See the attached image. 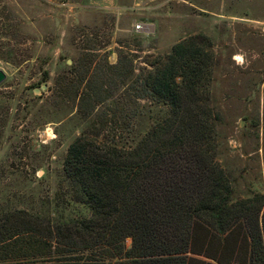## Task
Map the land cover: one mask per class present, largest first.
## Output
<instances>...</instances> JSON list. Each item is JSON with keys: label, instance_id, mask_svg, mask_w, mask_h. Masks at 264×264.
Segmentation results:
<instances>
[{"label": "rangeland", "instance_id": "1", "mask_svg": "<svg viewBox=\"0 0 264 264\" xmlns=\"http://www.w3.org/2000/svg\"><path fill=\"white\" fill-rule=\"evenodd\" d=\"M194 36L206 37L199 46L212 57L208 89L218 119L216 158L233 199L264 196V0H0V71L6 76L0 83V215L52 200L74 138L84 130H113V114L129 121L134 103L123 94L133 81L129 71L138 74L146 62ZM118 56L127 65L121 78L106 68ZM83 100L88 119L78 115ZM138 104L145 113V103ZM147 116L140 118L142 131L150 125ZM222 246L213 240L209 254L248 264L245 247L232 240ZM7 255L0 247V264H7ZM188 258L189 264H215ZM75 259L109 262L99 250Z\"/></svg>", "mask_w": 264, "mask_h": 264}, {"label": "trees", "instance_id": "2", "mask_svg": "<svg viewBox=\"0 0 264 264\" xmlns=\"http://www.w3.org/2000/svg\"><path fill=\"white\" fill-rule=\"evenodd\" d=\"M204 41L190 37L138 74L131 69L133 81L123 91L134 103L127 124L113 114V130L81 131L66 150L52 200L36 210L1 212L7 264H93L75 258L95 250L107 253L108 264H189L188 254L230 264L209 254L213 240L225 249L232 240L249 251L248 264H264V196L233 199L216 158L218 119L208 89L212 57L199 46ZM124 60L118 56L106 68L121 78ZM138 101L151 121L143 131ZM83 102L78 115L88 119L91 110ZM105 110L103 105L102 129Z\"/></svg>", "mask_w": 264, "mask_h": 264}, {"label": "water", "instance_id": "3", "mask_svg": "<svg viewBox=\"0 0 264 264\" xmlns=\"http://www.w3.org/2000/svg\"><path fill=\"white\" fill-rule=\"evenodd\" d=\"M5 77H6L5 74L2 71H0V83L5 80ZM45 88L46 86H41V90H44Z\"/></svg>", "mask_w": 264, "mask_h": 264}, {"label": "built area", "instance_id": "4", "mask_svg": "<svg viewBox=\"0 0 264 264\" xmlns=\"http://www.w3.org/2000/svg\"><path fill=\"white\" fill-rule=\"evenodd\" d=\"M136 30H141L142 29V26L141 25H136Z\"/></svg>", "mask_w": 264, "mask_h": 264}]
</instances>
